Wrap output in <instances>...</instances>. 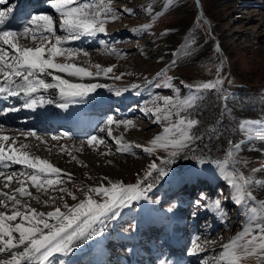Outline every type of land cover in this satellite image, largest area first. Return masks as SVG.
I'll return each mask as SVG.
<instances>
[{"label": "rangeland", "instance_id": "rangeland-1", "mask_svg": "<svg viewBox=\"0 0 264 264\" xmlns=\"http://www.w3.org/2000/svg\"><path fill=\"white\" fill-rule=\"evenodd\" d=\"M104 3L107 4L108 0H104ZM149 6H152L151 13L147 12ZM111 7L117 14H120L124 8H130L135 12L134 16H129L127 13L119 15L117 20L109 23L112 27L109 28V32L125 33L123 37L120 39L117 37L118 39L115 40L116 51L112 53L100 45L99 41H89L86 37L81 39L82 42L80 40L76 42H79L78 48L88 51L91 56L90 64L81 67L89 69V66L94 64H100L102 67L115 66L114 75L126 74L119 81L106 80L115 86L130 90L134 85H141L142 95H136L132 100H129L131 96L129 92L121 97H116L109 92L105 93L107 97L113 99H124L123 101L115 99L110 106L111 113L117 115V118L120 117L118 115L120 111L115 110L123 109L126 105L123 106V104L130 102V107L124 111L121 120L132 119L135 127L129 129V138L124 140L133 145L147 146L151 139L162 131L160 125L153 123L155 117L151 114L145 116L140 111L145 100H149V106H151V94L160 97L175 96L173 89L156 88L149 83L157 79V74L164 73L160 78L161 84L167 77H172V84L180 89V96L183 98L188 94V89L181 81L195 84L214 80L216 68L221 66L222 62L221 89L204 92L189 113H185L199 121L192 131L194 135L202 139L196 141L193 147L196 149V155L207 161L227 160L231 166L235 160V167L253 181L248 191L257 201L264 200V194L257 195L259 186H264V134L260 131L249 134L241 129L242 123L252 122L256 127L264 130V0L224 2L219 0H112ZM156 13L161 15L157 16ZM143 25H151L150 30L134 31ZM259 27V31L256 32V28ZM165 32L166 35L163 34ZM58 34H60L59 31ZM22 42L30 44L29 41ZM217 46H219L218 52ZM169 47H175V49L172 51ZM174 53L176 55H173ZM96 56H100V59L98 60ZM60 60L64 61L62 58ZM173 60L176 61L175 66L172 64ZM92 70L96 71L95 68ZM165 70H167L166 73ZM156 103L162 105L163 102L157 100ZM47 107L52 109V105ZM33 118L31 114L24 116L26 121ZM18 127L11 128L20 129ZM24 129H34L41 137L44 134H48V137L60 136L57 141L49 138L43 140V143L35 137L25 139L24 136H20L19 138L36 143L37 146L34 145L38 148V154L46 160L50 156L54 160H59L57 155H61L58 151L60 147L53 145L54 143L62 144L61 142L65 141L61 138L62 134L67 133L66 131L57 129L42 132L33 127ZM7 132L16 131L7 130ZM121 134L122 132H114L115 136ZM68 140L81 145L87 138ZM105 144L108 147L98 146L97 154L94 155L89 152L70 154L76 155L77 164L69 162L63 165L66 167L64 173H70L72 181L67 182V178L64 177L66 182L61 186L67 187L77 200L74 201L71 196L64 194V201L57 199L55 206L64 210L63 202L73 205L84 199V191L79 190V185L98 187L103 183L107 186L108 179L125 184L134 183L138 174L143 175L148 164L155 158L147 156L141 149L135 147L131 153L109 152L108 149H116L117 146L109 141ZM237 144L240 145L239 151L234 157H228V150ZM102 149H107L106 155H102ZM28 151L33 152L35 148L29 147ZM156 155L165 154L158 152ZM96 158L104 163L95 164L93 167L86 164L87 161H93ZM16 166L19 165L12 167ZM172 169L170 176L159 182L149 193L150 201H141L132 209H125L119 219L108 223L103 233L82 242L67 256L65 259L67 264H94L98 253L95 250L98 245L95 244L92 247L95 239L100 242L104 255L111 256L110 264H124L122 261L130 257L132 250L138 249L139 252L148 253L153 248H168L166 246H170L171 231L180 229H183L182 232L185 231L184 234L189 233L188 242L190 244L192 241L189 240L194 242L192 247L200 242L204 244L205 241H215V244H207L206 250L199 252L198 255L188 254L193 248L181 255L191 264H210L211 257L219 253L223 245L244 229L245 209L235 205L232 188L228 186L213 163L206 162L203 166H199L196 161H185L181 158L172 165ZM1 181L0 191L5 190ZM11 184H15V186L11 185L12 189L6 188L10 194L18 187L15 181ZM30 191L33 195H41L42 200H47V196L36 193L35 189L30 188ZM200 193H204L207 197L206 200L201 201L202 204L207 205V210L194 207L193 201L199 198ZM56 195L59 196L60 193ZM213 201L220 202L224 210L223 219L217 213ZM32 206L37 211L45 213L54 210V207H46L34 201ZM169 207H174L172 213L167 212ZM1 210L4 209L0 208ZM193 212L196 213L195 217L192 215ZM176 217L183 219L182 227L173 226ZM77 251L82 252V256L74 259L73 255ZM115 260L120 261L115 262ZM242 264H257V260L255 257L248 258L242 261Z\"/></svg>", "mask_w": 264, "mask_h": 264}, {"label": "snow or ice", "instance_id": "snow-or-ice-1", "mask_svg": "<svg viewBox=\"0 0 264 264\" xmlns=\"http://www.w3.org/2000/svg\"><path fill=\"white\" fill-rule=\"evenodd\" d=\"M47 2L58 16V22L49 13L31 14L27 19H20V27L15 28L9 25L17 19L14 16L16 5L9 4V0H0V100L8 104L7 107L0 108V116L21 110L35 113L48 105L71 115L72 107L86 104L89 96L98 89H106L116 97H121L129 91H133L137 96L142 95L141 85H134L130 90L114 88L105 83L83 82L86 79L119 81L126 73L114 75L115 66L102 67L100 64H94L91 65L96 69L93 72L77 66L76 63L58 62L60 58L64 61H74L81 55L89 57L88 51L72 46L74 42L85 37L95 39L99 34L107 35L106 24L114 22L124 13L134 16L135 12L132 9L124 8L117 14L111 7L112 0H108L107 4L104 0H83L79 3L77 0ZM4 5L7 7H3ZM151 11L152 6H149L147 12ZM156 15L159 16L161 13ZM150 28L151 25H143L134 31L145 32ZM22 41H29L32 46ZM99 43L105 45L104 40H100ZM111 51L116 50L112 48ZM216 51H219V46ZM84 63L90 64V60L86 59ZM172 64L175 66L176 61L173 60ZM221 71L222 62L221 66L216 68L214 80L195 84L181 81L188 89V94L183 98L180 96V89L172 84V77H167L161 84L160 78L164 73L157 74V79L149 82L156 88L173 89L175 96L160 97L151 94V106L149 100L143 101L140 111L145 116L151 114L155 117L153 123L162 128L147 146L133 145L126 142L123 135H113L121 125L125 131L135 127L132 119L117 120L109 116L97 125L98 132L106 133L107 138L116 144L117 153H131L135 147L141 149L147 156L155 158L148 164L143 175L138 174L134 183L125 184L108 179L107 186L103 183L98 187L79 185V190L84 191V199L73 205L63 202L64 210L55 206L57 199L64 201V194H67L72 200H77L67 187L61 186L66 182L63 178L66 177L67 182H71L72 175L64 173L46 159L31 155L28 151L29 144L21 142L18 147L16 146L19 136H24L25 139L35 137L43 143V139L34 129H12L10 126L0 124V177L5 178V188L9 187L13 179L18 185L11 194L0 191V208L4 209L0 211V264H51V258L55 255L69 256L82 242L103 233L108 223L119 219L125 209H132L141 201H150L149 193L159 182L170 176L172 165L181 158L185 161H196L199 166L206 162L213 163L232 188L235 205L245 209L244 229L223 245L219 253L211 257L210 264H242V261L252 257L256 258L257 264H264V200L257 201L248 191L253 181L235 167V160L229 166L227 160L207 161L196 155L193 145L202 137L194 135L192 130L199 121L185 114L189 113L204 92L221 89L223 85ZM54 73H63L79 82H72ZM48 76L51 77V82L46 79ZM50 90H55V94L48 95ZM16 100L20 103L16 104ZM157 100H162V105L156 103ZM6 128L9 131H16L19 136L5 135ZM241 129L249 134L257 131L264 134V130L252 122L242 123ZM62 135L71 139L66 134ZM51 139L57 141L60 136L53 135ZM86 143L90 148H95L106 141L104 137L93 134L87 138ZM239 149L238 144L232 146L227 156L234 157ZM158 152L165 155H156ZM14 165H20L21 168L18 171H8ZM30 188L35 189L38 194L47 196V200H42L41 195H33ZM56 193L60 195L57 196ZM206 199L205 194L200 193L199 198L193 201L194 207L207 210V205L201 203ZM33 201L46 207H54V210L46 213L37 211L32 206ZM213 204L223 219L224 210L220 202L213 201ZM173 211L174 207L167 209L168 213ZM192 215L195 217L196 213L193 212ZM207 244H215V241L197 244L188 254L198 255L199 252L206 250ZM3 254L9 255L5 258ZM62 264L67 262L62 261ZM159 264L169 262L162 259Z\"/></svg>", "mask_w": 264, "mask_h": 264}, {"label": "bare ground", "instance_id": "bare-ground-1", "mask_svg": "<svg viewBox=\"0 0 264 264\" xmlns=\"http://www.w3.org/2000/svg\"><path fill=\"white\" fill-rule=\"evenodd\" d=\"M20 0H9V4H16L18 3ZM41 0H25L26 5H28L34 12V14H41V13H49L52 14L54 16L55 19H57L58 22V16L54 13L53 10L50 9H46L43 8L42 4L38 3ZM224 2L227 0H219V2ZM77 2H83V0H77ZM3 7H7V5H4ZM113 7V6H112ZM110 23V22H109ZM107 24L106 25V30H107V35L104 34H99L95 39H89L87 38V40L89 41H100V40H104V41H108L105 42V45H103L108 51L112 52L111 49L117 46V44L115 43L118 38L120 39L121 37L124 36V32H118V33H111L109 32V28L111 27V24ZM260 29L256 28V32H258ZM118 37V38H117ZM82 42V40H80ZM123 42H127V41H123ZM79 45V42H74V44L72 46L77 47ZM28 46H32L31 43L28 44ZM80 46V45H79ZM82 47V46H81ZM117 48V47H116ZM119 48V46H118ZM172 48V47H169ZM175 49V47L172 48V51ZM109 53V52H108ZM113 53V52H112ZM107 54V53H106ZM110 54V53H109ZM90 55L89 57H84L83 55L79 56L76 60L74 61H61L60 59H58V62H71V63H76L77 66H83L85 65L84 61L90 60ZM97 59H100V56H96ZM89 69L91 71H93L92 67L89 66ZM56 75H61L62 77L69 79L72 82H79L77 81L75 78L73 77H67L65 74L63 73H54ZM46 79L51 82V77L48 76L46 77ZM84 83H93V82H99V83H105L108 84L114 88H120L118 86L113 85L110 81L106 80V79H97V80H84ZM105 93L107 94L108 91L106 89H98L94 94H91L88 98V102L84 105H79V106H74L71 108V115L66 114L64 112H62L59 109H55L54 106H52V109H48V107L46 106L45 109L42 110H37V112H35V114H32L33 112L31 111H27V110H21L19 112L16 113H8L6 116H2L0 117V122L6 126L12 125V128H26V127H33V128H38L40 131H54V130H64L67 133L66 134L67 137H71V139H77V138H81V137H86L89 138L91 135L96 134L99 135L101 137H104L106 140V143L109 142H113L111 139L107 138L106 133H99L97 130V125H100L107 117L112 116L117 120H121V117L124 116V111L128 110L130 107V102H125L123 104L124 108L121 110H115V111H120V113L118 115H120L119 118H117V115H113L110 111V106L112 104V101H114L115 99H119V98H110L107 97L105 95ZM55 94V90H50L48 95H54ZM129 94L131 96H129V100L135 99L136 95L133 93V91H129ZM132 97V98H131ZM121 101H123L124 99H119ZM132 103V102H131ZM121 104V103H120ZM27 113V114H26ZM33 115V119H29L26 121V119H24V116L26 115ZM126 115V113H125ZM28 119V118H27ZM28 124V126H27ZM115 127V126H113ZM130 129V128H129ZM129 129L127 131H125L123 125L120 126L119 129L115 130L116 132H122L121 135H123L124 139L129 138L128 134H129ZM7 128L5 129L4 134L5 135H10V136H19V134L17 132H12V133H8L7 132ZM37 130V129H36ZM114 131V132H115ZM113 132V135H114ZM43 136V134H41ZM120 135V136H121ZM115 136V135H114ZM41 137V136H40ZM20 138V136H19ZM43 140H47L49 138H51V136L48 137V134L45 135L43 137H41ZM61 139H65V141H62V144H55L54 143V147L59 146L60 149L58 150L61 155H57L59 160H54L53 157H49V159H47L49 162H51L54 166L60 168L64 171H66V167H64L63 165L65 163H76L77 164V159H76V155L71 156V153H85V152H89V153H93L97 154L98 148H90L86 141H84V143H82L81 145L76 144L75 141H70L67 138H65V136L63 135V137ZM20 140V139H19ZM22 141H26V142H22ZM27 143L30 145V147L35 148V151L30 152L31 155L33 156H39L42 159H46L45 157H42L41 155L38 154V148L36 147L37 144L31 141H27V140H20L18 142V144L16 145L17 147L19 146V143ZM9 143H11V141H9ZM114 143V142H113ZM36 146H35V145ZM116 145V144H115ZM99 147H108L106 146V144H101L99 145ZM258 147V146H257ZM34 150V149H33ZM88 150V151H87ZM103 150V153H107V149ZM109 152L113 151L116 152V149H108ZM53 156V155H52ZM71 156V157H70ZM104 163V161H101V159H94L93 161H87L86 164H88L89 166H95V164H101ZM21 167L16 166L15 168H11L8 171H12V170H19ZM1 179L5 178L0 177V181ZM3 180L1 181L2 184H4ZM13 181H15V179H13ZM12 181V182H13ZM15 186V184H10L9 187L11 188L12 186ZM2 186V185H1ZM8 187V188H9ZM192 187V185L190 186ZM189 187V188H190ZM188 188V189H189ZM12 189V188H11ZM3 192H8V190H2ZM9 193V192H8ZM10 194V193H9ZM264 194V186H259L258 190H257V195H262ZM3 211V210H1ZM177 219L174 221L173 226H179L182 227L184 222L183 219L176 217ZM174 226V227H175ZM183 229L177 230V231H171L170 236H169V244L170 246H166L168 248H153L151 250H149L148 253H142L141 251L139 252L138 249L136 250H132L130 251L132 254L130 255V257L124 259V261H122V263L124 264H159V261L164 259L167 260L169 262V264H191L190 261L184 259V256L182 257L181 255H184V253H186V251L191 248H195V246L197 244H202L200 243H195L196 245H194L192 247V245L194 244L193 240H189L192 241V244H190V242H188V234H184V232H182ZM188 230V229H187ZM195 241V240H194ZM96 243H99V245L95 248L96 251H98L97 253V257L94 260V264H110V260L111 256L106 257V255H104V250L101 248V244L100 242H98L96 239L93 240L92 243V247H94V245ZM189 246V248H188ZM80 250V249H79ZM75 253V252H74ZM5 256V258H7V256L9 254H3ZM180 255V256H179ZM74 259H77L79 257L82 256V252H76L74 255ZM77 256V257H76ZM67 258V256H62V255H55L51 258V264H62V261H66L65 259ZM120 260H115V262H119ZM83 262V259H82Z\"/></svg>", "mask_w": 264, "mask_h": 264}]
</instances>
